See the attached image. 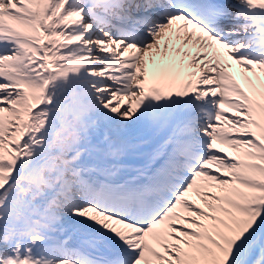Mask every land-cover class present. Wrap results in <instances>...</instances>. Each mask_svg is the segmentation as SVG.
Here are the masks:
<instances>
[{
  "label": "snow or ice",
  "instance_id": "6c2138e0",
  "mask_svg": "<svg viewBox=\"0 0 264 264\" xmlns=\"http://www.w3.org/2000/svg\"><path fill=\"white\" fill-rule=\"evenodd\" d=\"M0 264H264V0H0Z\"/></svg>",
  "mask_w": 264,
  "mask_h": 264
}]
</instances>
